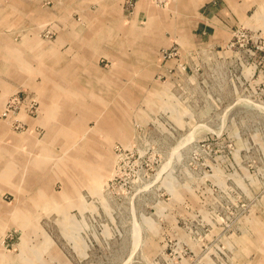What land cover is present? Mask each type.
Listing matches in <instances>:
<instances>
[{
  "label": "rangeland",
  "instance_id": "1",
  "mask_svg": "<svg viewBox=\"0 0 264 264\" xmlns=\"http://www.w3.org/2000/svg\"><path fill=\"white\" fill-rule=\"evenodd\" d=\"M4 1L0 264H264V0L221 44L160 50L143 91L101 92L90 125L74 109L68 127L31 89L39 63L8 58L24 30Z\"/></svg>",
  "mask_w": 264,
  "mask_h": 264
},
{
  "label": "crops",
  "instance_id": "2",
  "mask_svg": "<svg viewBox=\"0 0 264 264\" xmlns=\"http://www.w3.org/2000/svg\"><path fill=\"white\" fill-rule=\"evenodd\" d=\"M247 1L175 0L160 10L139 0L126 10L125 0H5L6 22H12V12L19 14L17 26L10 29L24 32L1 45L9 59L39 63L41 80L30 88L42 94L44 111L55 121L49 123L81 124L70 113L78 109L87 115L81 122L90 125L101 108V92L143 91L158 66L160 50L172 43L193 47L211 36L209 42L223 43L252 6ZM43 28L53 30L52 40L41 36ZM125 77L129 85L121 84Z\"/></svg>",
  "mask_w": 264,
  "mask_h": 264
},
{
  "label": "built area",
  "instance_id": "3",
  "mask_svg": "<svg viewBox=\"0 0 264 264\" xmlns=\"http://www.w3.org/2000/svg\"><path fill=\"white\" fill-rule=\"evenodd\" d=\"M138 1L139 0H125L124 3H125L126 10H131L135 6L136 2H138ZM148 1H150L156 5H166V4L171 2V0H148ZM162 53H163L164 57L170 58L176 54V50L175 49L163 50Z\"/></svg>",
  "mask_w": 264,
  "mask_h": 264
},
{
  "label": "bare ground",
  "instance_id": "4",
  "mask_svg": "<svg viewBox=\"0 0 264 264\" xmlns=\"http://www.w3.org/2000/svg\"><path fill=\"white\" fill-rule=\"evenodd\" d=\"M141 7V6H140ZM170 7V6H169ZM169 9V8H168ZM13 65V64H12ZM73 66V65H72ZM75 67V66H74ZM75 81V80H74ZM120 95V94H119ZM74 99V98H73ZM91 99V98H90ZM106 99V98H105ZM98 100H99V97H98ZM53 101H57V99H55L54 98V100ZM97 101V100H96ZM98 102V101H97ZM99 103V102H98ZM51 104V103H50ZM87 104V103H86ZM51 107V106H50ZM98 107H100V106H98ZM62 109V108H61ZM95 110V109H94ZM98 111V110H97ZM93 112V111H92ZM99 112H101V110L99 111ZM103 113V112H102ZM101 113V114H102ZM97 114V113H96ZM99 115V114H98ZM105 116V115H104ZM113 120V119H112ZM115 120V119H114ZM74 121V120H73ZM80 123V122H79ZM84 124V123H83ZM85 125V124H84ZM71 126H72V124H71ZM71 128V127H70ZM98 128H100V127H98ZM79 129V128H78ZM105 130V129H104ZM57 131V130H56ZM55 131V132H56ZM54 132V131H53ZM69 134V132L67 131V135ZM78 134V133H77ZM84 136V135H83ZM73 138V137H72ZM17 142V141H16ZM86 143V142H85ZM85 148V147H84ZM80 157V156H79ZM69 161V160H68ZM59 164V163H58ZM60 165V164H59ZM80 165V164H79ZM62 167V166H61ZM82 169V168H81ZM72 170V169H71ZM78 173V172H77ZM83 173V172H82ZM75 176V175H74ZM89 185V184H88ZM83 187V186H82ZM84 188V187H83ZM40 192V191H39Z\"/></svg>",
  "mask_w": 264,
  "mask_h": 264
}]
</instances>
